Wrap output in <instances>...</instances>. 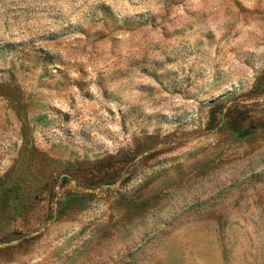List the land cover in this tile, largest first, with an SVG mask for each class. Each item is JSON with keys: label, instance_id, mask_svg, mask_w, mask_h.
<instances>
[{"label": "rangeland", "instance_id": "rangeland-1", "mask_svg": "<svg viewBox=\"0 0 264 264\" xmlns=\"http://www.w3.org/2000/svg\"><path fill=\"white\" fill-rule=\"evenodd\" d=\"M0 264H264V0H0Z\"/></svg>", "mask_w": 264, "mask_h": 264}]
</instances>
